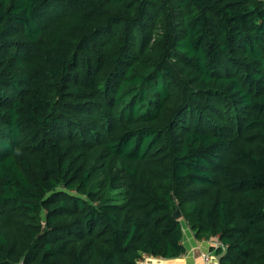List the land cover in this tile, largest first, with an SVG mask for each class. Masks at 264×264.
<instances>
[{
    "label": "trees",
    "instance_id": "1",
    "mask_svg": "<svg viewBox=\"0 0 264 264\" xmlns=\"http://www.w3.org/2000/svg\"><path fill=\"white\" fill-rule=\"evenodd\" d=\"M183 221L264 264V0H0V264L179 257Z\"/></svg>",
    "mask_w": 264,
    "mask_h": 264
},
{
    "label": "crops",
    "instance_id": "2",
    "mask_svg": "<svg viewBox=\"0 0 264 264\" xmlns=\"http://www.w3.org/2000/svg\"><path fill=\"white\" fill-rule=\"evenodd\" d=\"M186 223V222H185ZM184 244L186 246V253L179 257L174 258H162V257H152L147 256L145 259V264H204L202 254L204 252H210L212 262L214 264L219 263V255L214 249L219 245L216 237H211L207 239H198L195 236L194 231L186 223L184 225Z\"/></svg>",
    "mask_w": 264,
    "mask_h": 264
},
{
    "label": "built area",
    "instance_id": "3",
    "mask_svg": "<svg viewBox=\"0 0 264 264\" xmlns=\"http://www.w3.org/2000/svg\"><path fill=\"white\" fill-rule=\"evenodd\" d=\"M204 264H214L212 262L211 253L210 252H204L202 254Z\"/></svg>",
    "mask_w": 264,
    "mask_h": 264
},
{
    "label": "water",
    "instance_id": "4",
    "mask_svg": "<svg viewBox=\"0 0 264 264\" xmlns=\"http://www.w3.org/2000/svg\"><path fill=\"white\" fill-rule=\"evenodd\" d=\"M174 216H175L176 218H178V219H181V218H182V214H181L180 210H176V211L174 212Z\"/></svg>",
    "mask_w": 264,
    "mask_h": 264
},
{
    "label": "rangeland",
    "instance_id": "5",
    "mask_svg": "<svg viewBox=\"0 0 264 264\" xmlns=\"http://www.w3.org/2000/svg\"><path fill=\"white\" fill-rule=\"evenodd\" d=\"M183 223H184V225L186 226V223H185V221H183ZM143 264H145V260L143 261Z\"/></svg>",
    "mask_w": 264,
    "mask_h": 264
}]
</instances>
